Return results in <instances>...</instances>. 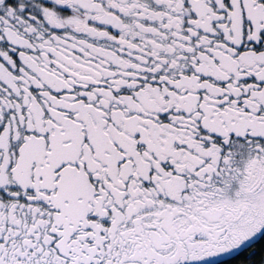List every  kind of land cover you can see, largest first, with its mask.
<instances>
[{
  "label": "snow or ice",
  "instance_id": "6c2138e0",
  "mask_svg": "<svg viewBox=\"0 0 264 264\" xmlns=\"http://www.w3.org/2000/svg\"><path fill=\"white\" fill-rule=\"evenodd\" d=\"M262 238L264 0H0V264Z\"/></svg>",
  "mask_w": 264,
  "mask_h": 264
},
{
  "label": "flooded vegetation",
  "instance_id": "af4514ba",
  "mask_svg": "<svg viewBox=\"0 0 264 264\" xmlns=\"http://www.w3.org/2000/svg\"><path fill=\"white\" fill-rule=\"evenodd\" d=\"M262 239L256 240V241H254V244H250L247 247H245L239 254H237L235 257H233V259L234 260H244V261L250 260L252 258V256L255 255V253L253 251V247L256 248ZM249 253H251V255H249Z\"/></svg>",
  "mask_w": 264,
  "mask_h": 264
},
{
  "label": "trees",
  "instance_id": "16d2710c",
  "mask_svg": "<svg viewBox=\"0 0 264 264\" xmlns=\"http://www.w3.org/2000/svg\"><path fill=\"white\" fill-rule=\"evenodd\" d=\"M254 253H255V255H253L250 260L252 261V264H256V263L258 264L262 258V254H264V238L261 240V242L255 248Z\"/></svg>",
  "mask_w": 264,
  "mask_h": 264
}]
</instances>
